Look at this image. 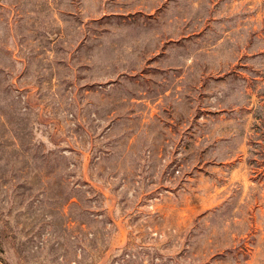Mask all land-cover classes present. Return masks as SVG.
Returning <instances> with one entry per match:
<instances>
[{
  "label": "rangeland",
  "instance_id": "1",
  "mask_svg": "<svg viewBox=\"0 0 264 264\" xmlns=\"http://www.w3.org/2000/svg\"><path fill=\"white\" fill-rule=\"evenodd\" d=\"M0 264H264V0H0Z\"/></svg>",
  "mask_w": 264,
  "mask_h": 264
}]
</instances>
